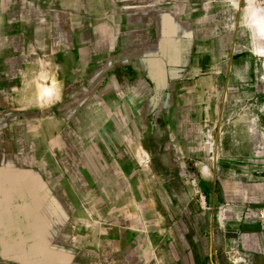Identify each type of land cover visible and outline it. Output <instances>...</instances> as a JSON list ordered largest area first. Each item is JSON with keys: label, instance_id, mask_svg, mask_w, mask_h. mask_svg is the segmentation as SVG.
Masks as SVG:
<instances>
[{"label": "rangeland", "instance_id": "rangeland-1", "mask_svg": "<svg viewBox=\"0 0 264 264\" xmlns=\"http://www.w3.org/2000/svg\"><path fill=\"white\" fill-rule=\"evenodd\" d=\"M58 4L0 0V264H172L175 203L133 138L128 91L53 57ZM210 6L234 64L208 124L209 168L262 183L264 0Z\"/></svg>", "mask_w": 264, "mask_h": 264}, {"label": "crops", "instance_id": "crops-1", "mask_svg": "<svg viewBox=\"0 0 264 264\" xmlns=\"http://www.w3.org/2000/svg\"><path fill=\"white\" fill-rule=\"evenodd\" d=\"M211 1L59 0L48 49L76 59L88 82L106 74L111 89L128 91L133 138L175 203L172 264H264V182L209 168L208 124L234 64Z\"/></svg>", "mask_w": 264, "mask_h": 264}, {"label": "clouds", "instance_id": "clouds-1", "mask_svg": "<svg viewBox=\"0 0 264 264\" xmlns=\"http://www.w3.org/2000/svg\"><path fill=\"white\" fill-rule=\"evenodd\" d=\"M256 23H257V25L259 26V27H258V31H260V32H264V23H262V22H260V21H257Z\"/></svg>", "mask_w": 264, "mask_h": 264}, {"label": "built area", "instance_id": "built-area-1", "mask_svg": "<svg viewBox=\"0 0 264 264\" xmlns=\"http://www.w3.org/2000/svg\"><path fill=\"white\" fill-rule=\"evenodd\" d=\"M259 215H260V219L262 220V224L264 225V209L261 210Z\"/></svg>", "mask_w": 264, "mask_h": 264}, {"label": "bare ground", "instance_id": "bare-ground-1", "mask_svg": "<svg viewBox=\"0 0 264 264\" xmlns=\"http://www.w3.org/2000/svg\"><path fill=\"white\" fill-rule=\"evenodd\" d=\"M259 6H260V5H259ZM259 10H260V9H259ZM254 13H255V12H254ZM256 13H257V12H256ZM248 14H249V13H248ZM251 16H252V15H251ZM248 17H249V16H248ZM254 18H255V17H254ZM251 19H252V18H251ZM257 20H258V19H257ZM249 21H250V20H249ZM251 21H252V20H251ZM251 21H250V22H251ZM258 21H259V20H258ZM254 23H255V22H254ZM255 24H256V23H255ZM259 41H260V40H259Z\"/></svg>", "mask_w": 264, "mask_h": 264}]
</instances>
